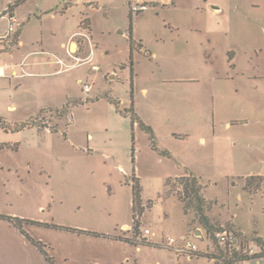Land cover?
<instances>
[{"label": "rangeland", "instance_id": "1", "mask_svg": "<svg viewBox=\"0 0 264 264\" xmlns=\"http://www.w3.org/2000/svg\"><path fill=\"white\" fill-rule=\"evenodd\" d=\"M90 1L99 10H71L92 9L101 71L86 70L94 86L88 95L75 81L82 102L53 121L72 144L49 142L53 148L32 163L0 155V264H178L173 250L136 248L124 238L122 226L134 218L132 168L146 162L154 170L142 179L143 199L157 204L146 203L152 208L141 222L156 239L188 235L203 252L216 250L198 221L189 226L194 213H185L180 200L186 180L168 179L166 164L173 177L187 171L201 179L211 217L232 218L244 233L256 228L264 236V0H147L149 9L134 18L129 4L140 0ZM212 4L226 13L216 15ZM133 30L148 52L135 59V98L127 73L103 76L121 69ZM134 101L153 140L122 112ZM200 230L203 236H195ZM205 253L182 256L180 264H216Z\"/></svg>", "mask_w": 264, "mask_h": 264}, {"label": "crops", "instance_id": "2", "mask_svg": "<svg viewBox=\"0 0 264 264\" xmlns=\"http://www.w3.org/2000/svg\"><path fill=\"white\" fill-rule=\"evenodd\" d=\"M74 1L77 3L75 4ZM150 1L156 5L159 4L160 0ZM28 2L29 0H19V3L14 7L13 15L19 22V26L12 39L9 42L1 41L3 44L0 45V119L4 124L0 125V155L2 152H8L15 157H24L27 163H32L44 148L48 150L53 148L49 142L52 143V141L58 140L67 146H70V143L72 144L69 131H61L59 121L61 122L68 117L71 112L70 104L74 100H81L75 95L72 88L73 84L78 80L82 86V83L88 81L86 70L92 69L90 64L70 67L73 60L67 54L66 48L69 44L76 42L77 33L81 31L87 32L92 41L93 13L90 11L92 9L85 11L82 7H78L76 15L71 9L73 6L84 5L95 8L99 7V4L90 0H35L33 3ZM5 5V0H0V14ZM212 5L217 10L216 15L226 13L220 6ZM95 9L99 10V8ZM83 18L89 20V32L83 30L81 26ZM9 22V17L0 15V37L8 31ZM140 47H145L144 41L140 40L136 36L135 30H133L130 34L128 46L121 50L124 53V58L117 63V66L121 68L119 69L120 72L115 68L113 76H111V73H103L104 78L107 80L119 78L120 73L122 75L127 73L132 84V98H135L137 85L134 78L135 59L138 53H143L140 51ZM3 48L4 50H2ZM97 48L96 45L93 47L94 61L97 57ZM89 50L90 48L87 47L85 41L83 56L87 55ZM154 54L157 56V53ZM150 55L152 57V54ZM100 95H102L101 91L94 94L92 99L98 100L97 97ZM125 107V109L132 107L140 121L146 125H151L146 118L147 114H143L139 110V104L136 101L130 105L125 104ZM55 116L59 120L55 122L56 126L53 124ZM136 125L138 123L134 124V126ZM138 127L140 126L138 125ZM163 169L169 171L168 179L170 180L189 176V174L196 176L186 171L183 176H178V173H176L173 177L171 176L173 174L169 164H166ZM153 170L154 168L150 166V162H146L145 167L138 170L135 165L132 168V178L142 186V179L147 174L148 176L152 174ZM141 201H143L144 212L140 219L145 222L143 218L146 209H151L157 203L152 198L144 201L142 189ZM149 201L152 204L151 207L146 205ZM138 216L137 214L136 219ZM217 218L241 230L235 224L234 219L224 220L221 216H217ZM130 226L124 223L122 227L125 230ZM253 233L264 239V236L256 228L251 232H247V234ZM195 236L202 237L203 231L195 232Z\"/></svg>", "mask_w": 264, "mask_h": 264}, {"label": "trees", "instance_id": "3", "mask_svg": "<svg viewBox=\"0 0 264 264\" xmlns=\"http://www.w3.org/2000/svg\"><path fill=\"white\" fill-rule=\"evenodd\" d=\"M81 26L83 30L89 32L90 23L87 18H83L81 22ZM1 41H5V40H0V45L3 44ZM2 50H4V48ZM104 95L108 97L110 101L115 102L117 106L119 105L118 100L110 98L108 94H104ZM80 102L82 101L80 100L73 101L74 104H78ZM122 112H126V113L130 112L132 114L133 125L135 123H138V125L150 135L151 139L152 140L154 139V133L152 128L139 120L137 114L135 113L132 107L125 109ZM251 178H253V176H251ZM182 179L186 180V182L183 183L184 195L183 197H181V199L180 198L179 199L183 204V209L185 213H194V218L191 220L189 226L194 220L198 221V223L205 229L207 237L212 239L216 244V250L206 252L205 253L206 256L212 259L216 264H240L248 260L264 258V251L252 256L243 253V249H245V247L249 245L252 247L253 246L260 247L264 245V239L257 236L256 233L246 234L241 230H239L238 228H236L234 225H231L230 223L220 224L218 219L211 217L209 214L211 211V205L210 202H207V200L201 193V187L198 183V180L200 179H198L196 176L192 174H189V176L182 177ZM132 191H133V210H134L133 219L134 221H136L137 220L136 215L138 214L141 217V215L144 212V208L142 207V201H141V187L138 184V182L135 181V184L132 187ZM225 230L228 232V234L234 235V237L236 238V242H235L236 245H233V243L229 241L221 240L217 237L218 233ZM120 239L122 238L120 237Z\"/></svg>", "mask_w": 264, "mask_h": 264}, {"label": "built area", "instance_id": "4", "mask_svg": "<svg viewBox=\"0 0 264 264\" xmlns=\"http://www.w3.org/2000/svg\"><path fill=\"white\" fill-rule=\"evenodd\" d=\"M19 0H5L6 5L0 15L7 16L10 19L8 31L0 37V40L10 41L12 39L13 34L16 32L17 27L19 26V22L16 20L15 16L13 15V9L17 5ZM166 4H170V0L165 1ZM149 9V2L148 1H140L135 4L130 5V12L132 17L139 15L140 13ZM87 42L91 45L88 54L83 56V48L84 42ZM74 44L76 45L75 48L73 47ZM141 52L148 54L147 50L143 47L139 48ZM67 54L72 58L73 64L70 67H77L80 65L90 64L91 69L97 71L100 69V66L94 63V49L91 43V38L87 32L81 31L77 33V40L75 43L69 44L66 48ZM63 62L62 60H60ZM1 75V72H0ZM83 91L88 95L91 93L93 89V83L91 82H84L82 83ZM0 125H4L0 120ZM140 216L137 217V220L133 222V225L126 228L124 231L127 232L125 238L131 244H134L136 247H141L143 245H155V246H162L173 250L176 252L178 257V261L180 264V259L182 256H188L192 258L193 256H198L203 254L204 252L199 248V246L192 242L188 235H184L182 237V241H179L178 238L173 236H167L164 239L158 240L155 237V233L152 231L150 227L145 226L141 220ZM217 237L224 241H229L236 245V238L233 234H228V232L222 231L217 234ZM239 248V247H237ZM264 251V245L260 247L256 246H247L243 249V253L249 256L256 255Z\"/></svg>", "mask_w": 264, "mask_h": 264}, {"label": "water", "instance_id": "5", "mask_svg": "<svg viewBox=\"0 0 264 264\" xmlns=\"http://www.w3.org/2000/svg\"><path fill=\"white\" fill-rule=\"evenodd\" d=\"M211 7L213 8L214 12L217 13V10L215 9V7L213 5H211Z\"/></svg>", "mask_w": 264, "mask_h": 264}, {"label": "bare ground", "instance_id": "6", "mask_svg": "<svg viewBox=\"0 0 264 264\" xmlns=\"http://www.w3.org/2000/svg\"><path fill=\"white\" fill-rule=\"evenodd\" d=\"M74 47V46H73Z\"/></svg>", "mask_w": 264, "mask_h": 264}]
</instances>
